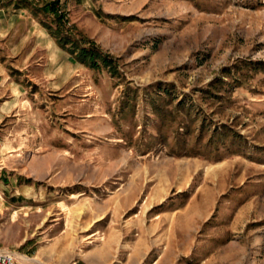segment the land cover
<instances>
[{
    "label": "rangeland",
    "instance_id": "374dc122",
    "mask_svg": "<svg viewBox=\"0 0 264 264\" xmlns=\"http://www.w3.org/2000/svg\"><path fill=\"white\" fill-rule=\"evenodd\" d=\"M61 2L120 76L73 60L43 13L0 38L20 99L0 124V250L139 264L170 198L180 264H264V0Z\"/></svg>",
    "mask_w": 264,
    "mask_h": 264
},
{
    "label": "crops",
    "instance_id": "0c3cea01",
    "mask_svg": "<svg viewBox=\"0 0 264 264\" xmlns=\"http://www.w3.org/2000/svg\"><path fill=\"white\" fill-rule=\"evenodd\" d=\"M19 0H0V38H5L8 36L15 27H18L19 24H31L33 25L35 18L30 14L26 8L18 7ZM49 34V32H48ZM50 35V34H49ZM52 37V36H51ZM56 43V42H55ZM58 46V45H57ZM59 47V46H58ZM64 51V50H63ZM10 70V73H9ZM11 69L7 71L6 66L3 64V58L0 57V124L10 116L14 110L19 106V96L17 95L19 90V82L16 80L13 81ZM167 196L162 197L157 200L153 205H150L149 208H152L155 205H163V202L166 200ZM168 198V197H167ZM158 199V198H157ZM170 198L165 203L167 206L162 212H158L153 217L152 225L153 228H162L167 225L168 230H164L165 233L162 235L161 240L164 241L163 247H159L160 239H149V236L146 235L139 240V250L135 252V257L137 256V262L139 264L146 262L148 259H151L152 264H180L181 260L184 257H187L189 252L186 250V243H182L184 250L171 254V243L168 241L170 237L167 236V231L170 233V227L173 218L175 217L176 210L170 208ZM150 227L147 228L148 233H151Z\"/></svg>",
    "mask_w": 264,
    "mask_h": 264
},
{
    "label": "trees",
    "instance_id": "16d2710c",
    "mask_svg": "<svg viewBox=\"0 0 264 264\" xmlns=\"http://www.w3.org/2000/svg\"><path fill=\"white\" fill-rule=\"evenodd\" d=\"M18 7L26 8L36 17L40 13L49 16L51 21L41 20L43 27L73 60L92 70L101 71L106 68L112 76H120L118 59L71 22L61 0H50L41 6L33 0H19ZM164 92L169 93L166 89Z\"/></svg>",
    "mask_w": 264,
    "mask_h": 264
},
{
    "label": "built area",
    "instance_id": "2783aa9c",
    "mask_svg": "<svg viewBox=\"0 0 264 264\" xmlns=\"http://www.w3.org/2000/svg\"><path fill=\"white\" fill-rule=\"evenodd\" d=\"M0 264H20V260L13 251L0 250Z\"/></svg>",
    "mask_w": 264,
    "mask_h": 264
},
{
    "label": "bare ground",
    "instance_id": "6f19581e",
    "mask_svg": "<svg viewBox=\"0 0 264 264\" xmlns=\"http://www.w3.org/2000/svg\"><path fill=\"white\" fill-rule=\"evenodd\" d=\"M21 258H22L23 261H25V262H33V261L36 260L35 258H29V257L24 256V255H21Z\"/></svg>",
    "mask_w": 264,
    "mask_h": 264
}]
</instances>
